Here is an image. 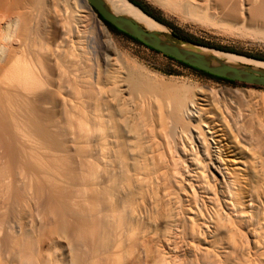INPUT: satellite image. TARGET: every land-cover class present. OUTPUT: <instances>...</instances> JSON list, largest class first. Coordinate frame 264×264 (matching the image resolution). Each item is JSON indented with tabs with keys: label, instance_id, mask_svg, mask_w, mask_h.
<instances>
[{
	"label": "bare ground",
	"instance_id": "bare-ground-1",
	"mask_svg": "<svg viewBox=\"0 0 264 264\" xmlns=\"http://www.w3.org/2000/svg\"><path fill=\"white\" fill-rule=\"evenodd\" d=\"M80 1L79 10L78 0H0L3 264H56L39 259L41 236L52 229L65 240L59 264H231L237 253L257 264L264 257L263 93L125 64ZM103 1L146 30L165 29L129 0ZM154 1L187 19L264 36V0ZM90 28L102 38L94 62ZM180 44L264 70V60ZM24 206L47 231H25Z\"/></svg>",
	"mask_w": 264,
	"mask_h": 264
},
{
	"label": "rangeland",
	"instance_id": "rangeland-1",
	"mask_svg": "<svg viewBox=\"0 0 264 264\" xmlns=\"http://www.w3.org/2000/svg\"><path fill=\"white\" fill-rule=\"evenodd\" d=\"M142 1L147 3L156 13H159L162 17H164L165 19H167L174 25L181 27L185 31V33H187L190 37L194 38L196 41L202 42V44L194 43L195 45H200V46H204L210 49L230 52L236 55H240V56H244V57H248L252 59L264 60V36L255 33L254 31H252V28L250 29V27L248 28V26L246 27L243 26L244 27L243 28L242 25L233 26L226 22L221 24L222 21L214 22L213 26L211 24L207 25L205 22L206 26H204L205 25L203 24L204 22L202 23L200 20L197 21V19L195 20V18H192V17L190 18V16H189V19H187L188 16L186 17V15L179 14V12H176L175 10L172 11L170 9L164 8L163 6H161L159 3L155 2L154 0H142ZM76 6L80 10L82 8L81 7L82 2L78 0V3ZM66 8L68 9V11L70 10L68 7ZM67 12H65L66 15H67ZM93 12L96 14V17L99 19V21L102 23V25L106 28V30L110 34V37L112 40V43L110 45L111 49L118 56H121L125 64L132 65V64L137 63L138 65L140 64L141 66L151 71L157 72L161 75H164L166 77H174V78H179V79L182 78L181 80H186L194 84L208 85V86L216 87V88L226 87V88H231V89L247 90L251 93L253 92L255 96L263 93V96L261 95L260 96L264 97V87L263 86L250 85V84H244V83H239V82L231 83V82H227L224 80H217V79L205 76L203 74H200L199 72H196L190 68L184 67L176 63L175 61L164 56L162 53H157L145 47L144 45L134 42L130 38L126 37L125 35L117 31L109 29L104 24V22L99 18L96 11L93 10ZM159 23H161L165 27V29L163 30L164 32L162 31L161 33L166 38L173 39L171 35V29L164 23L162 22H159ZM230 29H232V31H230ZM87 34L91 38V40L93 39L92 40L93 43H91L93 48L90 49L91 52L87 56L90 58L89 62H94V60H96L97 57L100 58V53L103 50V48L101 47L102 38L98 36L96 30H93L91 28L88 29ZM185 43H191V42H185ZM259 95L258 97H260ZM56 117L58 121L63 120L64 113L62 111H57ZM261 117L263 118V116ZM261 157H263L261 159L264 162V156H261ZM28 209L29 207L24 206L22 210L23 215H21L22 217L21 222H22V226L25 229V231L30 232L28 230H33L34 226L38 228L41 227L42 232L47 231L45 228L46 226L44 227V225L43 226L40 225L41 224L39 222L40 220L34 217L32 215L33 213L31 212V210L29 211ZM33 222H34V225H32ZM50 231L53 233H50ZM49 233H50L48 235L49 237L47 236L48 234L47 232H46V235L41 236L40 240L43 242L40 241L41 247L39 250V257H40L39 259L43 261H46L48 259L47 261H52L53 263H56V264L64 262V260H66V258L64 257L66 256L65 240L60 235H58L56 232H54L53 229L49 230ZM4 255L5 254L1 256L0 264H3L7 260L6 257H4ZM234 255L235 256L231 257V264H256L257 262L255 260L254 261L250 260L249 262L248 260L249 257L243 256V255H246L245 253H240V254L237 253ZM259 259H260L259 262L261 264H264V257L260 256ZM203 262L204 264H211V263H208L207 261H203ZM214 264H218V263H214Z\"/></svg>",
	"mask_w": 264,
	"mask_h": 264
},
{
	"label": "water",
	"instance_id": "water-1",
	"mask_svg": "<svg viewBox=\"0 0 264 264\" xmlns=\"http://www.w3.org/2000/svg\"><path fill=\"white\" fill-rule=\"evenodd\" d=\"M85 1L109 24L164 55L229 81L264 87L263 69H253L248 65H229L214 56L185 48L180 42L163 37L161 32L146 30L129 17L111 12L103 0Z\"/></svg>",
	"mask_w": 264,
	"mask_h": 264
},
{
	"label": "trees",
	"instance_id": "trees-1",
	"mask_svg": "<svg viewBox=\"0 0 264 264\" xmlns=\"http://www.w3.org/2000/svg\"><path fill=\"white\" fill-rule=\"evenodd\" d=\"M131 3H133L135 6L139 7L143 12H145L146 14H148L149 16H151L152 18L158 20L159 22H162L164 23L165 25H167L170 29H171V35H172V38L175 39L176 41H179V42H191V43H196V44H202V42L200 41H196L194 38L190 37L187 33H185V31L181 28V27H178L176 25H174L173 23H171L170 21H168L167 19H165L164 17H162L159 13H156L147 3L143 2L142 0H129ZM99 18L104 22V24L111 30H114V31H117L123 35H125L126 37L130 38L131 40H133L134 42L136 43H139L141 45H144L143 43H141L140 41H138L137 39L131 37L130 35L118 30L116 27H114L113 25L109 24L107 21H105L99 14H98ZM145 47L157 52V53H160L146 45H144ZM164 55V54H163ZM166 57H168L169 59L175 61L176 63L184 66V67H187V68H190L196 72H199L200 74H203L205 76H208V77H211V78H214V79H217V80H224V81H227V82H231L233 83V81H229V80H226V79H223V78H220V77H217V76H214V75H211V74H208L204 71H201V70H198L194 67H191L185 63H182L178 60H175L167 55H164Z\"/></svg>",
	"mask_w": 264,
	"mask_h": 264
}]
</instances>
